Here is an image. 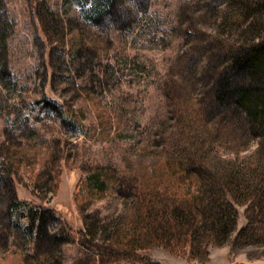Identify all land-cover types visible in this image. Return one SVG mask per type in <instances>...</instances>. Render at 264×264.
Wrapping results in <instances>:
<instances>
[{"label": "rangeland", "instance_id": "obj_1", "mask_svg": "<svg viewBox=\"0 0 264 264\" xmlns=\"http://www.w3.org/2000/svg\"><path fill=\"white\" fill-rule=\"evenodd\" d=\"M242 2L253 0H148L117 20L103 7L97 13L93 0H0L11 24L1 57L0 255L18 244L34 250L24 229V201L15 211L9 205L16 191L27 207L55 209L50 227L63 229L69 239L51 247L57 261L87 264L91 250L80 241L81 228L89 225L98 239L109 236L106 228L137 200L138 169H148L172 133H186L191 118L178 113L182 102L200 108L206 102L190 114H201L198 119L213 127L208 148L216 161L253 154L258 140L250 132L251 118L244 110H222L226 105L210 90L220 45L264 28V0L251 5H259L257 11ZM32 130L42 141L45 163L16 149ZM97 164L121 171L118 188L76 202L84 188L82 169ZM167 206L175 218L178 209ZM236 208V229L229 240L210 245L205 261L152 243L105 264H264V243L232 244L247 222L245 204ZM8 210L12 217H6Z\"/></svg>", "mask_w": 264, "mask_h": 264}, {"label": "trees", "instance_id": "obj_2", "mask_svg": "<svg viewBox=\"0 0 264 264\" xmlns=\"http://www.w3.org/2000/svg\"><path fill=\"white\" fill-rule=\"evenodd\" d=\"M93 1L97 13L102 12L99 8L103 7L105 14L109 13L117 20L126 16L131 7L145 8L148 5V0H128L124 7L116 0ZM242 4L252 8L251 5H257L258 0H253L249 5ZM121 7L126 10L123 11ZM259 7L252 10L257 11ZM10 25L3 8L0 11V80L1 72L6 70L1 65V57L6 50ZM220 47L221 54L218 56L222 58L219 66L215 65L211 93L221 100L222 105H226L222 110H244L251 118L250 132L258 140L255 151L250 156L239 158L238 162H222L220 158L216 161L209 155L208 148L212 144L209 136L213 127L198 119L202 117L201 114L195 113L196 117L190 114L204 109L206 102H201V108L191 106L189 100L188 106L182 102L183 109L178 113L191 118L186 133H172L148 164V169H138V179L133 188L137 200L123 212L115 225L106 228L110 231V237L98 239L91 233L89 225L81 228L80 241L91 250L87 264H105L111 258H127L137 254L135 250L152 243L166 246L176 254H187L192 260L205 261L210 254V245L229 240L236 229V204L239 203L246 206L247 222L238 230L232 244L264 243V28ZM237 76L241 78L240 81L232 78ZM197 103L200 101L197 100ZM26 138L16 149L45 163L48 158L41 150L42 141L36 130H32ZM230 144L233 145L232 142ZM219 162L221 166L216 164ZM82 170L86 174L81 177L84 188L83 193L76 194V202H85L90 197L98 198L118 188V172L121 171L116 168L97 164ZM6 179L9 182L8 176ZM57 187L58 181L54 186L55 191ZM23 201L22 214L26 221L22 222L31 235L34 250L29 253L19 244L6 246L0 255V264H8L9 258L15 260L14 264H63L51 251L54 244L60 247L69 240L63 229L53 230L50 227V222L58 217L55 209L31 203L27 207L28 200L19 197L16 191H13L9 205L14 206L15 211ZM166 205L175 211L178 209L175 218L173 214L167 215ZM11 212L8 210L6 217H12ZM168 217L173 218V224ZM190 264L198 263L192 261Z\"/></svg>", "mask_w": 264, "mask_h": 264}]
</instances>
